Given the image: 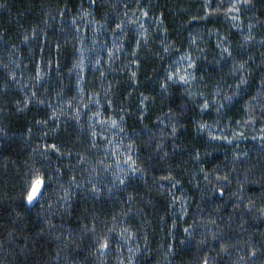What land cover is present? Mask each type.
I'll return each instance as SVG.
<instances>
[{
    "label": "trees",
    "instance_id": "1",
    "mask_svg": "<svg viewBox=\"0 0 264 264\" xmlns=\"http://www.w3.org/2000/svg\"><path fill=\"white\" fill-rule=\"evenodd\" d=\"M204 3L0 0V128L7 131L6 137L0 135V264H127L130 247L136 249L133 264H198L204 252L214 264H234L245 242L259 253L264 245V110L259 107L264 101V0H249L248 10L239 13L238 27L222 10L205 15ZM212 3L227 7L225 0ZM81 6L88 17L79 15ZM92 20L98 22L95 28ZM117 23L121 28L113 30ZM140 31L145 35L139 36ZM217 32L230 42L231 56H220ZM25 33L27 40L21 39ZM249 33L251 38L243 41ZM185 49L194 56L200 53L190 86L196 83L208 94L221 89L216 99L225 106L219 113L216 103L199 111L179 81L170 83L167 92L160 89L164 66ZM81 56L84 76L77 85ZM38 60L43 76L36 80ZM237 61L244 64L246 82L224 101L240 78L232 71ZM30 91L36 97L18 107L15 102L23 103ZM141 93L146 97L143 115ZM69 99L71 105L63 103ZM53 109L56 117L50 115ZM73 109H79L78 116ZM97 110L102 118L119 117L121 112L124 117L118 128L105 124V137L92 140L88 117ZM249 115L253 120L247 121ZM173 121L178 124L174 135ZM197 121H219L220 135H238L213 139L207 129L195 126ZM95 127L100 131L98 121ZM109 140L125 146L131 141L133 157L144 169L127 172L123 186L112 179L118 163L111 156L114 149L102 147ZM45 143H55L61 151L38 147ZM197 150L200 156L193 159ZM81 155L84 160L77 163ZM33 164L50 174L58 169L59 174L48 185L47 197L29 203L20 193L25 170ZM119 164L124 167L122 159ZM205 172L210 173L207 181ZM217 172L227 180L216 181ZM93 183L99 192L91 189ZM213 184L224 191H215ZM65 188L71 189L70 199L61 208ZM174 196L179 202H173ZM248 201L251 207H245ZM93 218L95 232L89 227ZM212 220L229 246L226 252L219 249L221 240L207 239ZM109 226L117 231L108 252L93 253V236ZM128 229L133 236L119 240L117 252V235ZM169 243L173 247L165 255ZM262 261L264 256L257 255L253 264Z\"/></svg>",
    "mask_w": 264,
    "mask_h": 264
},
{
    "label": "snow or ice",
    "instance_id": "2",
    "mask_svg": "<svg viewBox=\"0 0 264 264\" xmlns=\"http://www.w3.org/2000/svg\"><path fill=\"white\" fill-rule=\"evenodd\" d=\"M92 3L94 4L95 0H92ZM138 3H139V0H138ZM241 3L246 5L249 3V0H228L226 8L223 7L222 3H217L216 6L213 7L212 0H205V3L203 5V11H204L205 15H209V14H212V13H215L217 11L222 10L227 15L230 16L231 20L233 21L232 26L238 27L239 25L236 22L241 20V16L239 15ZM133 11H136V9H134ZM139 11H140L142 16H147V12L145 11L144 8H139ZM79 15H81L83 17H88L89 12L86 9H84L83 6H81V11H80ZM129 19L131 20L132 18L129 17ZM136 19L139 20L140 17H137ZM156 19L159 20L160 17L157 16ZM72 20H73V22H75L76 17L75 16L72 17ZM133 22H135V21H133ZM97 23L98 22L96 20H92L91 21L92 27L95 28L97 26ZM251 27H252V24L250 22L249 28H251ZM120 28H121V24H119V23L113 25V30L120 29ZM161 31H163V29H161ZM144 35H145V33L143 31H140L139 36H144ZM139 36L137 37V40H139ZM250 38H251L250 33L248 35H244L243 41H247ZM21 39L27 40L28 34L25 33L21 37ZM191 39H194V37H192ZM226 41H227V37L223 33L217 32L216 47L220 49V56H222V57L225 56L226 54L228 56H231L230 42L226 43ZM169 43H171V42H169ZM13 47H15V46H13ZM112 51L113 50L111 48L108 49L109 54H111ZM135 51H136V48L134 46L133 52H135ZM164 51H168V48L165 47ZM200 51H202V49ZM199 54H200L199 51H197L196 55L194 56L190 51L185 49L184 51H181L180 56H178L176 58L174 63H170L168 65H165L164 66L165 71H164L163 78L160 79V81H159L160 89L164 92H167L169 84L173 83L175 81H179L184 86H187L189 84V82L194 79V69H195V65L197 63V57L199 56ZM82 61H83V57L81 56L80 60L77 61V63H76V67L78 69H80L79 78L76 80L77 85H80L81 78H83V76H84V72H83L84 64ZM98 61H99V57H97V61H94L93 63H96ZM132 63H136V61L133 60ZM262 64H264V62H262ZM243 68H244L243 62L237 61L236 65L233 67L232 71L234 73L238 72L240 78L237 80L236 85L234 86V91L223 97L224 101H230L232 99V96L238 94L241 86H243L245 84L246 76L243 72ZM8 75L14 77L15 73L9 72ZM101 75H103V73H101ZM132 75H133V77H135V73H133ZM41 76H43V72L41 71V64H40V61L38 60L37 66H36L35 79L39 80L41 78ZM201 79H203V77H201ZM260 83H261V86L264 87V76H262ZM181 91H183V88L181 89ZM220 91H221V89L219 87L214 88L211 91V94L208 96L207 99L204 98L206 96L205 92H199L198 97L202 101L199 104L200 109L201 110L207 109L210 107V105L212 103H216V111H217V113H219V111L221 109H223L225 106L224 103L218 102L216 99L217 94ZM188 96H189V98H192L193 93L191 91H189ZM35 97H36V93L33 91H30L24 96L23 103H21L20 101H16L15 103L17 104L18 107H24L25 105H27L29 103V101L31 99H33ZM145 99H146V97L143 95V93H141V97L139 100V104L141 105V108H142L141 115H143V111L146 110L143 107L145 104ZM249 101H252L255 103L256 102L255 97H249ZM40 103H43V101H40ZM63 103L71 105L72 100L69 99V100L64 101ZM109 104H111V101H109ZM248 106H249L248 102L246 101L244 104V108L248 109ZM259 107L262 110H264V101L259 103ZM73 111L76 112L77 116L79 115V109H73ZM50 115L52 117L57 116L55 109H53L50 112ZM123 117H124L123 112H121L119 114V117L108 116L106 118H102L99 110H97L96 112H92L88 117L89 121L93 122V124H90V137H91V139L96 140L97 137H105V133L108 131V128H105L104 125L108 124L110 126H115L118 128L120 126V124L123 122ZM251 120H253V117L251 115H249L247 117V121H251ZM97 121L100 124V131H97V128L95 127V122H97ZM38 123H41V122L38 121ZM237 124L240 125V121H237ZM218 125H220L219 121H217L216 123H209L208 121H204V122L197 121L195 124V126L199 130L207 129L208 135L210 137H212L213 139L231 140V139H233V136L238 135L237 132H233V135H231V136L230 135H220L219 133L223 129V126L218 127ZM170 126L172 129V134L174 135L176 132V128L178 127V124L175 121H173ZM240 126H242V125H240ZM261 128L264 129V124L261 125ZM53 131H55V129H53ZM0 135L6 137L7 136L6 129L0 128ZM260 135L262 137H264V130L261 131ZM92 146L95 147V144H93ZM38 147L41 149L52 148V149H55L57 152L61 151V149L55 143H53V144L45 143L43 145H38ZM102 147L105 150L109 149L110 147L114 149L111 152V156L115 157L116 161L118 163H117V171L115 173H113L112 179H113V181H116L120 186H123L125 184L127 172L136 174V173H140V172L144 171L142 166L139 165L137 163V160L134 159V157H133L132 142L131 141H129L127 146H125L123 141L113 144V142L111 140H109V142L104 144ZM157 147L158 148L160 147L159 143L157 144ZM124 151H126L128 154L124 155L123 154ZM241 155H243V154L241 153ZM199 156H200V153L197 150L193 159H196ZM121 159L124 161V167L123 168H121L120 164H119V161ZM83 160H84V156L81 155L80 161H78L77 163H80ZM104 167L107 168L108 165H105ZM58 174H59L58 169L56 170V173L50 174L49 172L43 171L41 166H39L37 164H33L32 168L30 170H27V169L25 170V176L23 179V186H22V190L20 193L21 200L32 203L37 199L47 197L48 193L46 192V189L48 188V185L53 182L54 175H58ZM209 175H210L209 172L204 173V179L206 181L208 180ZM221 179L227 180V176L221 177L219 175V173L217 172V174L215 176V180L219 181ZM175 183L179 184V181H175ZM61 187H63V186L61 185ZM212 187L215 188V185L213 184ZM91 189L94 192L100 191V189L94 183L91 185ZM215 191L222 193L224 191V189L223 188H215ZM70 193H71V189H69V188L64 189V191L62 193L63 199L59 201V205L61 208H63L65 203L68 201V199H70ZM131 196H132V194L129 193V200H131ZM179 199H180V197L174 196L173 202H175L176 200H179ZM240 199H241L240 197H237V200H240ZM51 203H52L51 200H49V204H51ZM251 206H252L251 201H248L245 204V207H251ZM261 212L264 213V207L261 208ZM180 215L183 216V211H181ZM112 219H113V223H114L115 218L113 217ZM44 223L49 224V221L45 220ZM213 224H215V220H212L207 227V230H206L207 239H210L213 242H215L216 240H221L222 242L219 244V249L221 252H226L228 250L229 246L226 244V242H223L224 237L221 236L220 233L212 227ZM89 227L92 229L93 232H95V229H96L95 218H93L92 224L89 225ZM190 227L191 226L186 227L185 230L188 231ZM116 231L117 230L111 226L107 227L106 229H101L99 234H96L93 236V240L95 242V247H93L91 249V251L93 253L99 252V254L101 256H105L109 250V247L111 246L113 234L116 233ZM59 235H61V233H57V236H59ZM64 235H65V238H67L68 234H64ZM132 236H133V232L130 229L126 230V234L124 231H120L118 233V235H117L118 243L116 245L117 252H119V248H120L119 240L122 239L124 241H127ZM204 242H205L204 240L199 241V243H204ZM172 247H173L172 244L169 243L168 244V251L165 252V255H168V253L171 251ZM135 250L136 249H133L130 247V254H129V257L127 260V264H133L131 253L134 252ZM238 251L243 252V255L238 256L237 261H235L234 264H253L257 255L264 256V245L260 246V251L258 253V249L256 246H253V244L251 242H245L244 246L238 247ZM119 259L121 261H123V257H119ZM198 264H214V260L212 257H210L208 252H204V258L202 260H199ZM261 264H264V261H262Z\"/></svg>",
    "mask_w": 264,
    "mask_h": 264
},
{
    "label": "rangeland",
    "instance_id": "3",
    "mask_svg": "<svg viewBox=\"0 0 264 264\" xmlns=\"http://www.w3.org/2000/svg\"><path fill=\"white\" fill-rule=\"evenodd\" d=\"M192 1H196V0H192ZM199 1H202V0H199ZM205 0H203V2H204ZM221 1H223V0H221ZM225 1H227L228 2V0H225ZM248 5H245V4H243V3H241V6H240V11H239V13L241 12V11H247L248 9ZM197 44V41H194V44ZM190 84L191 83H189L187 86H186V92H187V94H188V92L189 91H191V90H194V92H192L193 93V96H192V99L194 100V102L199 106V104L202 102L201 101V99L198 97V93L199 92H202L201 90H198V88L196 87V83H194L193 84V86L191 87L190 86ZM210 94H208V93H206V96L204 97L205 99H207L208 98V96H209ZM213 105V103L210 105V106H212ZM204 110V109H203ZM203 110H201L200 109V107H199V111H203ZM206 110V109H205ZM221 125H218V127H220ZM223 130V129H222ZM178 202H179V200H178ZM181 208H179L178 210H180Z\"/></svg>",
    "mask_w": 264,
    "mask_h": 264
},
{
    "label": "bare ground",
    "instance_id": "4",
    "mask_svg": "<svg viewBox=\"0 0 264 264\" xmlns=\"http://www.w3.org/2000/svg\"><path fill=\"white\" fill-rule=\"evenodd\" d=\"M27 110V109H26Z\"/></svg>",
    "mask_w": 264,
    "mask_h": 264
}]
</instances>
